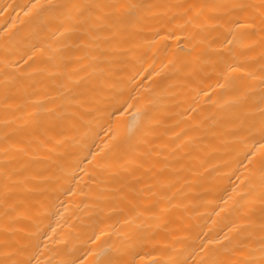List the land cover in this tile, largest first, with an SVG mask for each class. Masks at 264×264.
I'll list each match as a JSON object with an SVG mask.
<instances>
[{
    "label": "bare ground",
    "instance_id": "obj_1",
    "mask_svg": "<svg viewBox=\"0 0 264 264\" xmlns=\"http://www.w3.org/2000/svg\"><path fill=\"white\" fill-rule=\"evenodd\" d=\"M261 107L264 0H0V264L259 258Z\"/></svg>",
    "mask_w": 264,
    "mask_h": 264
},
{
    "label": "snow or ice",
    "instance_id": "obj_2",
    "mask_svg": "<svg viewBox=\"0 0 264 264\" xmlns=\"http://www.w3.org/2000/svg\"><path fill=\"white\" fill-rule=\"evenodd\" d=\"M33 8L38 7L37 4L32 5ZM72 8L77 10H84L86 7H95L97 9L111 7L113 10H118L119 8H134L138 7V5H89V6H79V5H71ZM235 7H246L245 5H236ZM261 113V134L262 138H264V107L260 108ZM254 155V154H253ZM261 170L264 172V160L261 161ZM264 212V210H262ZM264 227V225H262ZM125 255L124 250L121 247H117L115 250H101L96 254L95 259L92 264H130V262L125 261L123 256ZM68 264H75V261H69ZM174 264H187V261H176ZM201 264H218L215 260H207L201 261ZM232 264H264V232H262L260 238V246H259V258H256L251 253L246 254L243 260L233 261Z\"/></svg>",
    "mask_w": 264,
    "mask_h": 264
}]
</instances>
